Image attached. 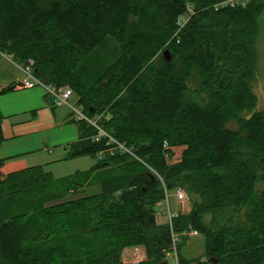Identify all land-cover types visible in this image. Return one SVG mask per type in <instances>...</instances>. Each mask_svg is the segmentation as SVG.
<instances>
[{"label":"trees","instance_id":"1","mask_svg":"<svg viewBox=\"0 0 264 264\" xmlns=\"http://www.w3.org/2000/svg\"><path fill=\"white\" fill-rule=\"evenodd\" d=\"M225 1L0 0V53L25 66L31 59L37 78L72 87L96 121L74 120L79 140L68 150V158L95 159L87 171L54 178L32 166L5 176L0 156V198L39 195L0 223L2 256L14 264H122L125 248L142 246L147 261L139 264H175L165 260L174 237L178 245L195 229L207 260L181 264H264V113L241 119L237 131L227 126L257 105L248 80L264 0L216 9ZM170 40L174 52H194L200 88L173 76L172 62L157 67ZM3 122L0 109V147ZM181 146V160L169 166L166 156ZM179 183L193 184L203 201L159 223L164 185ZM94 185L103 192L90 196ZM72 193L82 194L66 198ZM230 207L245 208V222L218 230L206 221Z\"/></svg>","mask_w":264,"mask_h":264},{"label":"rangeland","instance_id":"2","mask_svg":"<svg viewBox=\"0 0 264 264\" xmlns=\"http://www.w3.org/2000/svg\"><path fill=\"white\" fill-rule=\"evenodd\" d=\"M136 14V13H135ZM137 15V14H136ZM132 15L131 21L133 24L137 23L138 16ZM180 30L177 31L180 32ZM224 40V34L219 32V36ZM173 40H170L164 49H162L154 58L155 63H157V67L163 66L164 62H166L165 52L169 51L171 60L175 65V69L173 72V76L177 79L185 80L190 88H200L201 87V68L197 64H194V52L192 51H180L178 53L174 52L171 48ZM256 50H257V63L256 68L251 70V76L249 77L248 84L249 87L254 94L257 105L253 110H243L237 115H235L231 120L228 121L227 126L233 130H238L239 121L243 118H248L252 116L254 112L261 111L264 113V12L260 16L259 20V35L256 42ZM23 65L18 63L13 56L7 54L0 55V87H4L12 82L15 78L19 77L24 79L26 77L25 73L22 70ZM39 87V86H37ZM41 87V86H40ZM72 88V87H67ZM76 96L73 93V97L70 100L71 104H76ZM77 105V104H76ZM67 107V106H66ZM70 108V107H69ZM68 108V109H69ZM82 109V108H81ZM68 124H72L69 122ZM167 147V144L166 146ZM185 147H175L172 151L174 153L173 156L167 155L168 165L171 166L174 163H177L181 160L182 154ZM95 163V159L91 156H81L76 158H69V160H65L64 162L57 164H48L45 167L46 171H52L54 178H61L70 176L77 171H87L89 170L93 164ZM5 165V163H4ZM3 165L2 171L4 175H8L11 172H6L5 166ZM152 173L159 179L161 182L163 178L161 175L154 169H151ZM163 184L165 182L163 181ZM258 185H261L259 183ZM257 185V187H258ZM183 190L185 198L183 200H179L176 196L177 190ZM165 190V199L169 197L170 206L172 212L178 214L179 212L189 213L194 206L200 205L203 201V197L201 193L196 191V188L193 184L189 183H179L176 188L168 190L167 186L164 185ZM50 193V190L46 191ZM45 192V194H46ZM167 192V193H166ZM82 194V193H80ZM79 193H72L71 196L66 195V198H74L80 195ZM120 194L117 192L116 195ZM168 194V196H166ZM39 195L36 193H29V195H21L19 197H15L13 199L2 197L0 198V223L7 220L12 216L16 211L22 210L21 205L23 203L26 204L28 198L31 200L38 199ZM164 202V201H163ZM163 202L162 205H163ZM158 204V212L157 219L159 223H167L170 222L169 215L167 214L166 209H164L161 205ZM161 208V209H160ZM19 209V210H18ZM160 209V210H159ZM247 211L245 208L238 209L236 207H230L229 209H225L224 211H219L216 213H207L205 218L207 222H212L214 224L215 229H220L225 226L226 223L232 222V220L237 222L241 220L245 222ZM168 216V217H167ZM186 236L179 242L177 245L178 255L180 264L182 261H191V260H199L204 258L206 259V238L204 235H192L191 233H187L185 231ZM170 251L166 253L165 260L172 261L169 256ZM181 259V260H180ZM121 263L122 264H139L145 263L147 261L146 250L144 247L133 246L127 247L123 250L121 254ZM0 264H14L12 261L8 260L4 256H2L0 252Z\"/></svg>","mask_w":264,"mask_h":264},{"label":"crops","instance_id":"3","mask_svg":"<svg viewBox=\"0 0 264 264\" xmlns=\"http://www.w3.org/2000/svg\"><path fill=\"white\" fill-rule=\"evenodd\" d=\"M22 80L17 77L4 87ZM68 108L56 105L54 97L40 86L14 88L0 95L5 137L0 156L5 160L6 172L69 160V147L79 140L74 120L80 119Z\"/></svg>","mask_w":264,"mask_h":264},{"label":"built area","instance_id":"4","mask_svg":"<svg viewBox=\"0 0 264 264\" xmlns=\"http://www.w3.org/2000/svg\"><path fill=\"white\" fill-rule=\"evenodd\" d=\"M248 0H227L225 2H222L218 5H216V9H220L222 7H228V5L234 6L239 4L240 2H242V4H247ZM3 53H0V55ZM33 65H34V61L33 60H29V64L28 65H23L21 68L23 70V72L25 73L26 77L20 81L16 83V88H33L36 86H41L44 87L47 92L49 94H51L54 97V101L56 105H68L71 110L76 114L77 118L80 120H87L89 122H91L92 124L96 125V121L91 120L81 109L80 106L75 105V104H71L70 100L73 97V91L70 88H64V89H58L55 86H52L50 84H48L47 81L41 80L39 78H37L34 74V70H33ZM102 133H105L102 131ZM111 141L117 142L114 138H111ZM119 147L122 148L124 151H128L131 152V150L127 149L123 144L119 143ZM167 193V192H166ZM166 196H168V194H166ZM176 196L179 200H183L185 198L184 195V191L183 190H177L176 192ZM163 208L166 209L167 214L169 215V219L170 222L172 224V218L173 216H175V213L172 212L171 210V206H170V199L169 197H167L164 202H163ZM192 235H199V231L193 229L190 232ZM170 258L175 264H180L179 262V256H178V250H177V238L174 237V244L172 247V250L170 251L169 254Z\"/></svg>","mask_w":264,"mask_h":264},{"label":"water","instance_id":"5","mask_svg":"<svg viewBox=\"0 0 264 264\" xmlns=\"http://www.w3.org/2000/svg\"><path fill=\"white\" fill-rule=\"evenodd\" d=\"M165 57H166V60L167 61H170L171 60V56H170L169 51H166L165 52ZM150 144H151V142H144V143L141 144V146H148ZM151 177H152V179H155V176L153 174H151ZM99 192L100 193L103 192L101 186L94 185V186H91L89 188V195L90 196H96V195L99 194ZM161 264H168V262L166 261V262H163Z\"/></svg>","mask_w":264,"mask_h":264}]
</instances>
